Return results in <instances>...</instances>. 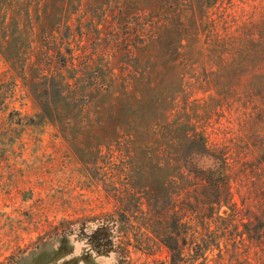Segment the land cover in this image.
<instances>
[{"label":"rangeland","instance_id":"rangeland-1","mask_svg":"<svg viewBox=\"0 0 264 264\" xmlns=\"http://www.w3.org/2000/svg\"><path fill=\"white\" fill-rule=\"evenodd\" d=\"M0 264H264V0H0Z\"/></svg>","mask_w":264,"mask_h":264},{"label":"trees","instance_id":"trees-1","mask_svg":"<svg viewBox=\"0 0 264 264\" xmlns=\"http://www.w3.org/2000/svg\"><path fill=\"white\" fill-rule=\"evenodd\" d=\"M44 77V78H43ZM41 80L38 78L37 80V84H41L42 81L49 79V81H44L45 84L49 85V87H41V89L39 90L38 87H32V90H30L31 94L36 98L37 101H39L40 105H41V111L45 114V115H55L57 113V109L58 106L56 104V102H51V96L52 94L56 93L58 95H60V97H62L64 99L65 97V90H63V88L68 85V84H64L60 78H62L61 75H41L40 76ZM43 78V79H42ZM52 85V88H51ZM34 86V85H33ZM37 90H39L37 92ZM60 123L61 126V130L63 131V133L66 130V125L63 124L64 122L62 120H56ZM103 228V226L100 227V229ZM97 235L93 236V238L96 240V243H98V239H100L101 237L98 235L99 231H95Z\"/></svg>","mask_w":264,"mask_h":264}]
</instances>
